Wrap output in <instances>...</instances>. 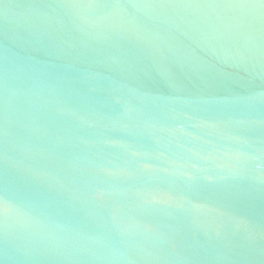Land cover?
<instances>
[{"label":"water","instance_id":"1","mask_svg":"<svg viewBox=\"0 0 264 264\" xmlns=\"http://www.w3.org/2000/svg\"><path fill=\"white\" fill-rule=\"evenodd\" d=\"M0 264H264V0H0Z\"/></svg>","mask_w":264,"mask_h":264}]
</instances>
